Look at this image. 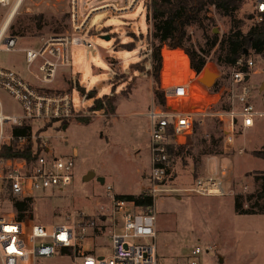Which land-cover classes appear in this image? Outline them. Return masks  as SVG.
I'll list each match as a JSON object with an SVG mask.
<instances>
[{"label":"rangeland","instance_id":"1","mask_svg":"<svg viewBox=\"0 0 264 264\" xmlns=\"http://www.w3.org/2000/svg\"><path fill=\"white\" fill-rule=\"evenodd\" d=\"M14 2L10 0L9 7L0 9L3 19ZM106 3H114L117 7L125 5L124 0H78L79 20L88 10ZM252 5L253 0H242L232 17H223L214 6H207L200 13V20L186 27L189 38L186 47L191 46L205 61L199 82L207 94L205 101L215 103L211 110L215 115L207 118L192 135H178L174 141L187 146V152L170 163L169 177L165 181L169 191L158 194L154 203L153 242L158 264H187V257L195 247L205 248L217 241L219 253L209 252L200 257L201 264H219L220 257L224 264H264V214L238 215L234 209L236 195L248 196L261 190L264 160L253 153L264 154V119H258L250 129H242L238 124L233 144L225 147L224 126L218 123L217 116L227 109L226 92L232 71L231 65L225 62L224 39L231 29L247 33L257 25ZM154 23L152 9L140 1L127 12L115 13L110 9L95 12L88 26L81 33H74L69 22V0H24L7 30L9 35L18 38L17 48L39 49L40 39L58 35L78 36L92 45L69 46L70 67L59 68L53 83L47 86L70 93L78 114L65 124L48 123L40 131L52 153L74 160L70 184L63 189L34 193L28 211L26 204L19 211L13 200L21 199L13 196L5 181L0 179L3 181L0 184V216L7 219L22 216L52 229L65 224L67 217L78 211L88 215L103 211L110 215L112 203L107 187L112 189V195L144 197L148 193L151 187L148 180L149 120L144 114L149 111L151 99H156L154 51L160 46L153 37ZM215 38L217 44L211 46ZM5 48L3 44L0 46V69L13 70L22 79L36 84L26 69L23 53L6 52ZM249 53L257 68L264 69V58L253 50ZM36 67L33 65L31 71L35 72ZM159 70L160 67L158 75ZM205 70L212 74L209 81H202ZM263 79L257 72L247 84L258 94L257 81ZM78 87L83 88L85 94L95 91L97 98L114 97V112L88 111L94 100L83 96ZM214 87L219 90L217 94ZM0 99L5 116L20 111L19 105L7 94L0 92ZM212 144L222 153L209 154ZM194 159L200 164L197 178L207 179L215 171L218 173L225 187L224 196H200L187 191L196 182ZM208 159L210 161H206ZM90 171L95 177L103 178L104 183L97 178L85 181L84 176ZM243 200L244 205L247 202ZM250 203L264 206V200L256 198ZM99 242L103 244L99 253L106 254L110 241L104 235ZM135 242L151 240L139 238ZM39 262L69 264L67 259L60 257L39 259Z\"/></svg>","mask_w":264,"mask_h":264},{"label":"built area","instance_id":"2","mask_svg":"<svg viewBox=\"0 0 264 264\" xmlns=\"http://www.w3.org/2000/svg\"><path fill=\"white\" fill-rule=\"evenodd\" d=\"M140 1L149 9L155 2L124 0L123 7L106 3L88 10L79 20L78 0H69L71 28L74 33H81L88 26L93 13L105 9L115 13L127 12L133 10ZM9 4L10 0H0V9L9 7ZM252 7L259 24L264 20V0H253ZM0 17V46L3 44L6 52L21 51L26 69L36 81L33 84L13 70L0 69V92L7 94L20 107L18 113L5 116L0 99V150L5 145H14L21 152L26 147L31 148L29 159L0 158V179L6 181L13 196L32 199L36 192L63 189L71 182L74 160L52 153L45 141L46 137L40 131L48 123L62 124L78 114L74 111L70 93L47 94L43 89H49L47 86L53 83L59 68L70 67L69 46L90 47L92 43L78 36L58 35L40 39L39 49L17 48L18 38L9 36L8 29L2 32L5 18L2 15ZM250 51L243 53L232 67L226 92L227 109L217 110L221 112L217 116L224 126L225 147L233 144L238 124L242 129H250L258 119H264V88H261L264 79L257 81L258 94L247 84L257 72L264 77V69L257 68ZM159 56L160 70L155 86L156 91L163 94L164 102L161 104L152 98L146 113L149 120L148 180L151 187L144 196L151 197L153 204L143 207L133 201L116 199L111 193L112 189L107 187L112 203L110 215L103 211L93 215L78 211L72 217H67L65 224L52 229L26 218L18 220L0 216V264H41L39 259L56 257L67 259L69 264H158L153 242L154 203L158 194L169 191L165 184L169 177V148L178 146L174 143L178 135H192L196 126L201 127L207 118L215 115L211 112L215 103L205 101L207 94L199 82L201 73L192 69L188 54L181 48L162 46ZM35 64L36 71L32 72L31 67ZM24 127L29 128L26 134H14L15 129ZM224 188L223 180L215 171L207 179L197 178L187 191L200 196H224ZM104 235L110 241L107 254L99 253L103 249L99 240ZM139 238L151 242H135ZM210 249L194 248L187 264H201L200 257Z\"/></svg>","mask_w":264,"mask_h":264},{"label":"trees","instance_id":"3","mask_svg":"<svg viewBox=\"0 0 264 264\" xmlns=\"http://www.w3.org/2000/svg\"><path fill=\"white\" fill-rule=\"evenodd\" d=\"M242 0H155L152 5V19L154 20V33L153 37L158 41L160 46L155 48L154 58L157 61L155 70L157 71V81H158V61H159V51L162 46H168L171 48H181L183 49L189 56L192 69L196 73H201L205 67V61L200 58L197 52L192 49V47H186V43L189 42V38L186 33V27L190 24V22L199 21L200 13L207 8V6H214L215 9L219 12L221 16L232 17L234 12H236L241 6ZM38 18H42V16H38ZM36 19V18H35ZM11 37L17 38L14 35H9ZM223 43V42H222ZM217 38H215L211 44V46H216ZM224 44L226 46L225 53V62L231 65V68L234 66L236 60L245 52L253 50L255 53L260 54L264 58V20L257 24L255 27H252L247 33H243L242 31L231 29L229 35L224 39ZM156 81V82H157ZM80 88V87H78ZM216 88V87H214ZM47 94H63L64 91H57L52 89H43ZM83 96H86L87 99H93V104L89 108L88 111L92 113H97L100 111L112 113L114 112L115 99L114 97L106 99V96L102 98H97L96 92L91 91L88 94L84 93V89H79ZM219 90L216 88L214 93H217ZM155 97L157 101L161 104L164 102L163 94L156 91ZM86 119L85 121H87ZM67 121H64L65 124ZM221 123V121H218ZM199 129L198 126L195 127V131ZM29 128L24 127L23 129H15V135H22L28 132ZM221 136V132H220ZM218 142L221 144V137L218 139ZM216 144H212L208 153L212 155H219L222 152L215 150ZM187 146L178 145L171 146L169 148L168 154L170 156L169 163L172 162L173 159L177 157H182L187 150H185ZM30 147H26L22 152L18 151L14 145L13 146H3L0 150V158L4 160H22L29 159ZM257 158H261L264 160V154L259 153L258 151L254 152ZM170 166V165H169ZM200 168L199 162L194 159V167H193V176L196 180L199 176L198 169ZM170 173V168L168 170ZM262 183L260 185V191L248 195H236L234 209L236 214L238 215H261L264 214V206L259 207L257 203L251 204V200L256 198L257 200H264V177H262ZM4 181V180H3ZM0 181V184L3 182ZM6 183V181H5ZM7 184V183H6ZM256 184V183H255ZM4 188V187H3ZM9 188V186H8ZM7 188V189H8ZM19 198V197H18ZM116 199L133 201L138 206H150L153 204V199L151 197L146 196H132V195H115ZM21 199V198H20ZM243 199L247 203L243 205ZM31 198L13 200L14 207L19 211H22L21 207L24 204L27 206V211L29 209V205L31 202ZM18 220H22V216H18ZM27 219V218H26Z\"/></svg>","mask_w":264,"mask_h":264},{"label":"bare ground","instance_id":"4","mask_svg":"<svg viewBox=\"0 0 264 264\" xmlns=\"http://www.w3.org/2000/svg\"><path fill=\"white\" fill-rule=\"evenodd\" d=\"M23 2H24V0H15L12 8L10 9L7 17L4 20V23L2 25V32L5 31L6 29H8V27L10 26L14 16L17 14L19 9L21 8Z\"/></svg>","mask_w":264,"mask_h":264},{"label":"water","instance_id":"5","mask_svg":"<svg viewBox=\"0 0 264 264\" xmlns=\"http://www.w3.org/2000/svg\"><path fill=\"white\" fill-rule=\"evenodd\" d=\"M106 37L109 38V36H101L102 39H105ZM246 54V51L244 52ZM212 76L211 73L208 72V70H205V75L202 79V81H209V78ZM201 85H203L201 82H200ZM204 86V85H203ZM264 88V82H263V85H262V89ZM94 178H97V180L103 184L104 183V179L101 178V177H95V173L94 172H88L85 176H84V180L85 181H88V180H91V179H94Z\"/></svg>","mask_w":264,"mask_h":264},{"label":"crops","instance_id":"6","mask_svg":"<svg viewBox=\"0 0 264 264\" xmlns=\"http://www.w3.org/2000/svg\"><path fill=\"white\" fill-rule=\"evenodd\" d=\"M261 88H262V86H261ZM256 91H259L258 89H256ZM219 92V91H218ZM217 92V93H218ZM217 93H215V94H217ZM215 94H212V95H215ZM145 116H146V114H144ZM257 123V122H256ZM255 123V124H256ZM206 161H210L209 159L208 160H206ZM101 244V243H100ZM218 244H219V242L217 241L216 243H212V244H209L207 247H210L211 249L208 251V252H206L205 254H207V253H209V252H213V253H216V254H218L219 253V251H220V248H219V246H218ZM197 247H200V246H197ZM196 248V247H195ZM202 248H204V247H202ZM206 248V247H205ZM218 252V253H217ZM222 252V251H221ZM108 253V252H107ZM106 253V254H107ZM190 254V253H189ZM204 254V255H205ZM204 255H202V256H204ZM188 256H190V255H188ZM187 258H189V257H187ZM217 259V258H216ZM218 263L219 264H224V260H223V257H220L219 259H218Z\"/></svg>","mask_w":264,"mask_h":264}]
</instances>
